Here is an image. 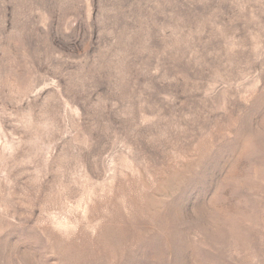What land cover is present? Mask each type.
Segmentation results:
<instances>
[{
	"label": "rangeland",
	"instance_id": "obj_1",
	"mask_svg": "<svg viewBox=\"0 0 264 264\" xmlns=\"http://www.w3.org/2000/svg\"><path fill=\"white\" fill-rule=\"evenodd\" d=\"M0 264H264V0H0Z\"/></svg>",
	"mask_w": 264,
	"mask_h": 264
}]
</instances>
